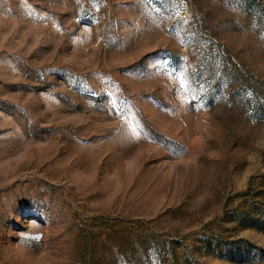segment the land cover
<instances>
[{"label":"rangeland","instance_id":"obj_1","mask_svg":"<svg viewBox=\"0 0 264 264\" xmlns=\"http://www.w3.org/2000/svg\"><path fill=\"white\" fill-rule=\"evenodd\" d=\"M0 0V264H264V0Z\"/></svg>","mask_w":264,"mask_h":264},{"label":"built area","instance_id":"obj_2","mask_svg":"<svg viewBox=\"0 0 264 264\" xmlns=\"http://www.w3.org/2000/svg\"><path fill=\"white\" fill-rule=\"evenodd\" d=\"M175 6V14L180 19H189L191 18L192 0H173Z\"/></svg>","mask_w":264,"mask_h":264}]
</instances>
